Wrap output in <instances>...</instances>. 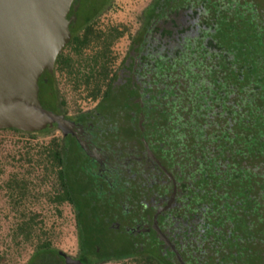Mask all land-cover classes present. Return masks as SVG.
<instances>
[{
  "label": "flooded vegetation",
  "instance_id": "af4514ba",
  "mask_svg": "<svg viewBox=\"0 0 264 264\" xmlns=\"http://www.w3.org/2000/svg\"><path fill=\"white\" fill-rule=\"evenodd\" d=\"M120 2L108 0L96 17L78 19L74 2L69 12L73 29L93 23L120 32L99 92L91 93L93 78L82 80L83 105L70 112L48 91L47 109L72 122L59 141L85 160L99 244L89 235L80 243L76 233L73 251L50 245L27 261L264 264L262 87L221 40L222 14L207 0ZM117 12L124 18L114 23ZM47 72L55 84L57 71ZM59 204L73 210L68 200Z\"/></svg>",
  "mask_w": 264,
  "mask_h": 264
},
{
  "label": "trees",
  "instance_id": "16d2710c",
  "mask_svg": "<svg viewBox=\"0 0 264 264\" xmlns=\"http://www.w3.org/2000/svg\"><path fill=\"white\" fill-rule=\"evenodd\" d=\"M102 1L95 0L92 3L93 8L89 11L85 9V14L83 15V7H80L77 3L78 0H75L74 5L78 6V9L72 14L78 19L89 15L96 17L101 12L102 7L108 2V0ZM224 1L223 9H220L221 5L219 6V2L216 0H207V4L210 7H215L216 10L218 8V11L222 14L219 19L220 25L218 26L220 38L223 43L234 51L237 61L242 64L241 66L246 65L248 80L252 79L257 87H262L261 99L264 104V0H260L261 5H259L258 0ZM70 31V41L57 56L54 70L57 71V75L64 73L68 76V80H75L77 85L82 80L89 84V79L93 78L91 93L96 95L100 89V84L97 80L98 74L105 73L107 64L111 61L108 56L111 43L120 32L116 27L104 32L93 23L84 27L77 25L74 29L70 27ZM88 46H91V54L84 51ZM261 68L263 73H260ZM52 77V74L46 71L39 78V94H41V98L43 93L46 92L45 88L53 94V97L56 96V100L58 96L60 97L56 83L53 84ZM77 85L74 84L73 87H77ZM61 104L64 105L63 101ZM2 131L12 132L13 135L20 138L29 137L34 139L39 135L47 134L51 131V128L47 127L35 132H23L14 128L0 130V132ZM25 155L29 162L34 159L37 164H43L46 170L50 166V171L54 174L55 186L51 195H49V199L57 204L63 200L70 202L73 207L79 242L81 243L84 240L83 238L89 235L94 245L99 244L95 227L99 226L102 221L99 218L98 222V215L95 212L91 213L92 210L89 209L91 201L87 196V188L83 185L85 179L83 174L88 173L85 172L87 167L79 148L70 145L69 141L65 139L60 142L58 136L54 135L39 150L37 158H34L33 153H28V151H26ZM6 187L12 204L15 206L19 205L26 194V185L19 183L14 177ZM22 217L24 218V215ZM33 224V219L17 222L15 225V236L23 235L28 237L29 234L31 235L32 231L29 230L33 228ZM50 245L49 241L41 242L36 245L33 252L35 254L43 253L50 248ZM113 254H116V252ZM30 263L31 260L24 264Z\"/></svg>",
  "mask_w": 264,
  "mask_h": 264
},
{
  "label": "water",
  "instance_id": "95a60500",
  "mask_svg": "<svg viewBox=\"0 0 264 264\" xmlns=\"http://www.w3.org/2000/svg\"><path fill=\"white\" fill-rule=\"evenodd\" d=\"M74 1L0 0V130L35 132L56 123L65 135L72 126L41 104L38 82L70 41Z\"/></svg>",
  "mask_w": 264,
  "mask_h": 264
},
{
  "label": "rangeland",
  "instance_id": "374dc122",
  "mask_svg": "<svg viewBox=\"0 0 264 264\" xmlns=\"http://www.w3.org/2000/svg\"><path fill=\"white\" fill-rule=\"evenodd\" d=\"M90 2L91 0H78L77 3L84 9L83 15ZM116 2L121 3L120 0ZM258 2L261 5V1ZM110 17L114 23L124 18L121 12ZM55 79L60 98L64 103L63 108L70 112L80 110L87 90L86 85L82 81L77 85L75 80H68V76L64 73L56 75ZM74 84L77 87H73ZM44 90L46 92L43 93L42 103L45 108H49L52 101L48 97V89ZM59 132V130L50 131L34 139L20 138L8 131L0 132V264L26 263L36 245L45 241L66 252L76 248L73 210L49 199L54 183V174L50 171V166L46 170L43 164H37L34 159L29 162L25 155L28 151L37 158L43 145ZM14 177L27 187L24 198L17 206L12 204L6 187ZM30 219L34 221L33 228L29 230L32 231L31 235L16 237V223Z\"/></svg>",
  "mask_w": 264,
  "mask_h": 264
}]
</instances>
